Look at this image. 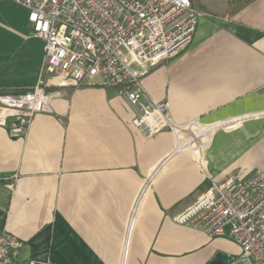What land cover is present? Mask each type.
<instances>
[{
    "label": "crops",
    "instance_id": "obj_1",
    "mask_svg": "<svg viewBox=\"0 0 264 264\" xmlns=\"http://www.w3.org/2000/svg\"><path fill=\"white\" fill-rule=\"evenodd\" d=\"M191 1L201 13L192 41L152 68L143 87L168 103L176 125L264 112V0ZM23 9L22 25L2 44L13 67L0 72L1 94L41 79L44 42ZM51 79L57 95L25 137L0 126V235L22 244L13 264H210L219 252L230 264H252L229 227L211 238L176 220L212 182L264 172V116L216 131L203 170L188 155L162 165L174 133H139L119 89L99 78L64 87Z\"/></svg>",
    "mask_w": 264,
    "mask_h": 264
},
{
    "label": "built area",
    "instance_id": "obj_2",
    "mask_svg": "<svg viewBox=\"0 0 264 264\" xmlns=\"http://www.w3.org/2000/svg\"><path fill=\"white\" fill-rule=\"evenodd\" d=\"M28 11L33 36L44 42L41 79L21 93H0V126L11 138L27 135L33 117L50 109L57 93L50 92L45 75L55 85L81 84L99 78L117 88L135 111L132 125L153 138L171 130L176 146L170 158L188 155L205 168L204 155L213 134L232 129L264 112L214 124L176 125L166 102L153 99L142 78L155 66L177 56L192 41L200 11L191 0H9ZM153 181L149 178L148 189ZM176 222L222 237L230 235L242 257L264 264V172L246 179L212 182L196 204ZM22 244L9 234L0 235V264H13Z\"/></svg>",
    "mask_w": 264,
    "mask_h": 264
},
{
    "label": "rangeland",
    "instance_id": "obj_3",
    "mask_svg": "<svg viewBox=\"0 0 264 264\" xmlns=\"http://www.w3.org/2000/svg\"><path fill=\"white\" fill-rule=\"evenodd\" d=\"M25 14L26 13L22 6H19L9 0H0V72L3 71L4 69L10 70L13 67L12 65L13 63H11L9 58L7 57V55L10 56L9 54H11L10 47L9 50H7L8 54L6 55L5 52V57H4L1 54L4 51L2 44H8L6 41H8L10 37L14 36L13 32L17 28V26L19 25L20 27L22 25L21 23L24 19ZM49 77L52 78L53 80V76L49 75ZM45 81L47 82V80ZM59 86L64 87L65 84H61Z\"/></svg>",
    "mask_w": 264,
    "mask_h": 264
},
{
    "label": "water",
    "instance_id": "obj_4",
    "mask_svg": "<svg viewBox=\"0 0 264 264\" xmlns=\"http://www.w3.org/2000/svg\"><path fill=\"white\" fill-rule=\"evenodd\" d=\"M233 258L224 253H217L210 264H230Z\"/></svg>",
    "mask_w": 264,
    "mask_h": 264
}]
</instances>
